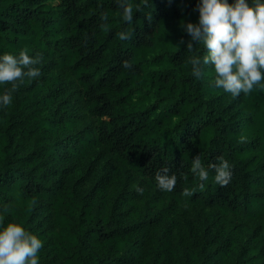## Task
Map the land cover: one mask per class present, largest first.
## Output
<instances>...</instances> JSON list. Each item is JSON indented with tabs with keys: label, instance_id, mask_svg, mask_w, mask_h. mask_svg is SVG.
<instances>
[{
	"label": "trees",
	"instance_id": "obj_1",
	"mask_svg": "<svg viewBox=\"0 0 264 264\" xmlns=\"http://www.w3.org/2000/svg\"><path fill=\"white\" fill-rule=\"evenodd\" d=\"M129 2L142 5L132 23L116 0H0V52L42 55L17 108L44 111L15 140L18 112L0 108L5 223L39 235L40 264H264V87L233 97L214 69L191 75L198 0ZM197 154L228 159L230 183L209 169L199 188ZM163 166L171 192L154 179Z\"/></svg>",
	"mask_w": 264,
	"mask_h": 264
},
{
	"label": "clouds",
	"instance_id": "obj_2",
	"mask_svg": "<svg viewBox=\"0 0 264 264\" xmlns=\"http://www.w3.org/2000/svg\"><path fill=\"white\" fill-rule=\"evenodd\" d=\"M120 15L126 23L133 22L136 11L142 5L129 0H116ZM149 0H144L148 5ZM198 21L189 22L184 31L190 36L187 53L191 75L197 80L204 78L206 68L214 69L213 84L233 97L247 94L254 88L264 87V0H198ZM107 20L106 15H102ZM120 39L130 38L128 31L120 32ZM195 42V47L193 46ZM42 55L29 54L22 48L17 54L0 52V108L13 101L19 85L41 75L39 65ZM209 169L214 172V182L227 186L232 179V165L228 159L218 158L217 163L206 167L199 154L191 158V173L198 177L199 188L209 178ZM158 189L171 192L177 184V174L163 166L154 176ZM185 197L192 190H183ZM5 210L0 209V264H40L38 253L43 241L33 231L17 222L5 223Z\"/></svg>",
	"mask_w": 264,
	"mask_h": 264
},
{
	"label": "rangeland",
	"instance_id": "obj_3",
	"mask_svg": "<svg viewBox=\"0 0 264 264\" xmlns=\"http://www.w3.org/2000/svg\"><path fill=\"white\" fill-rule=\"evenodd\" d=\"M22 85L20 87H18L16 92L13 94L14 103L12 102L7 107H5L7 110H11L12 109L11 105L14 104V109L16 110V112H18L17 116L14 118V126H13V129H12V137L15 140H17L19 138L20 130H21L22 126H23V122H24L25 116H27L30 113L37 112V111L44 112L43 111V106L40 107L39 105L35 106V107L31 106L28 109H26L25 112H21L20 109L17 108L16 103L18 101L24 99V95H25V93L23 92V86ZM50 110H52V108L47 109L45 112L50 111ZM30 141L31 140L28 139L26 142H30ZM23 148H24V150H26L28 148V146L25 145V146H23ZM109 164H110L109 157L98 158V160L95 162V167H96V170L94 172L95 176L100 174L102 171L106 170L108 168ZM209 236H212V232H209Z\"/></svg>",
	"mask_w": 264,
	"mask_h": 264
}]
</instances>
